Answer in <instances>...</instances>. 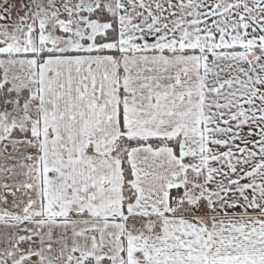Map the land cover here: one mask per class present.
I'll use <instances>...</instances> for the list:
<instances>
[{
    "label": "snow or ice",
    "instance_id": "6c2138e0",
    "mask_svg": "<svg viewBox=\"0 0 264 264\" xmlns=\"http://www.w3.org/2000/svg\"><path fill=\"white\" fill-rule=\"evenodd\" d=\"M0 264H264V0H0Z\"/></svg>",
    "mask_w": 264,
    "mask_h": 264
}]
</instances>
